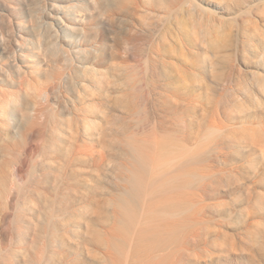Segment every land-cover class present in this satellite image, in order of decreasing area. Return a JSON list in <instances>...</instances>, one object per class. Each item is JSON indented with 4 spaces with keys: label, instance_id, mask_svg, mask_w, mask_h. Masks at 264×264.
Here are the masks:
<instances>
[{
    "label": "rangeland",
    "instance_id": "obj_1",
    "mask_svg": "<svg viewBox=\"0 0 264 264\" xmlns=\"http://www.w3.org/2000/svg\"><path fill=\"white\" fill-rule=\"evenodd\" d=\"M0 62V264H264V0H0Z\"/></svg>",
    "mask_w": 264,
    "mask_h": 264
},
{
    "label": "bare ground",
    "instance_id": "obj_2",
    "mask_svg": "<svg viewBox=\"0 0 264 264\" xmlns=\"http://www.w3.org/2000/svg\"><path fill=\"white\" fill-rule=\"evenodd\" d=\"M113 1H114V0H113ZM148 1H149V0H148ZM128 2H129V0H128ZM148 3H149V2H148ZM151 3H152V2H151ZM138 4H139V3H138ZM157 5H158V4H157ZM98 17H99V16H98ZM117 17H118V16H117ZM130 20H131V19H130ZM130 22H131V21H130ZM52 23H53V22H52ZM55 23H57V22H55ZM53 24H54V23H53ZM68 25H69V24H68ZM137 25H138V24H137ZM77 26H78V25H77ZM127 26H128V25H127ZM36 27H37V26H36ZM37 29H38V28H37ZM73 29H74V28H73ZM89 29H90V28H89ZM89 29H88V30H89ZM93 39H94V38H93ZM60 40H61V39H60ZM20 41H21V40H20ZM31 44H32V43H31ZM24 46H25V45H24ZM53 46H54V45H53ZM95 46H96V45H95ZM95 46H94V47H95ZM84 47H85V46H84ZM90 47H91V46L89 45V48H90ZM77 48H78V47H77ZM85 48H86V47H85ZM78 49H79V48H78ZM49 50H50L51 54H53V55H55V54H57V53L59 52V48H58L57 46H56V47H51ZM80 50H81V49H80ZM90 50H91V49H90ZM100 50H101V48H100ZM110 51H111V50H110ZM40 52H41V51H40ZM69 52H70V51H69ZM94 52H95V51H94ZM29 53H30V52H29ZM73 53H74V52H73ZM85 53H86V51H85ZM91 53H92V52H91ZM29 55H30V54H29ZM73 55H74V54H73ZM19 56H20V55H19ZM70 56H72V55H70ZM81 57H82V56H81ZM83 57H84V56H83ZM83 57H82V58H83ZM110 57H111V56H110ZM113 57H114V56H113ZM77 58H78V57H77ZM98 59H99V58H98ZM34 60H35V59H34ZM74 60H75V59H74ZM74 60H73V61H74ZM79 60H80V58H79ZM81 60H82V59H81ZM84 60H85V59H84ZM76 61H78V59H77ZM20 62H21V61H20ZM45 62H46V61H45ZM45 62H44V63H45ZM108 62H109V61H108ZM0 63H1V62H0ZM76 63H77V62H76ZM91 63H92V62H91ZM95 63H96V62H95ZM101 63H102V62H101ZM111 63H112V61H111ZM3 64H4V63H3ZM71 64H72V62H71ZM71 64H70V65H71ZM78 64H79V63H78ZM84 64H85V63H84ZM97 64H98V63H97ZM8 65H9V64H8ZM12 65H13V64H12ZM56 65H57V64H56ZM80 65H81V64H80ZM85 65H86V64H85ZM87 65H88V64H87ZM101 65H102V64H101ZM1 66H3V65H1ZM77 66H78V65H77ZM112 66H113V65H112ZM54 67H55V66H54ZM58 67H59V66H58ZM75 67H76V66H75ZM93 67H95V66L93 65ZM93 67H92V68H93ZM116 67H117V66H116ZM7 68H8V67H7ZM44 68H45V67H43L42 69H44ZM73 68H74V66H73ZM83 68H84V66H83ZM83 68H82V71H83ZM96 69H97V68H96ZM96 69H93V70H96ZM98 69H99V68H98ZM10 70H11V69H10ZM52 70H53V69H51V71H52ZM69 70H70V69H69ZM69 70H68V71H69ZM75 70H76V68H75ZM101 70H102V69H101ZM105 70H106V69H105ZM112 70H113V69H112ZM91 71H92V70H91ZM108 71H109V70H108ZM2 72H3V71H2ZM4 72H5V71H4ZM72 72H73V71H72ZM41 73H42V72H41ZM97 73H98V72H97ZM111 73H112V72H111ZM47 74H48V73H47ZM47 74H46V75H47ZM66 74H67V73H66ZM72 74H73V73H72ZM26 75H27V74H26ZM37 75H38V74H37ZM61 75H62V74H61ZM99 75H100V74H99ZM52 76H53V75H52ZM54 76H55V75H54ZM65 76H66V75H65ZM65 76H63V79H64ZM105 76H106V75H105ZM22 77H23V76H22ZM35 77H36V76H35ZM94 77H95V76H94ZM97 77H98V76H97ZM33 78H34V77H33ZM48 78H50V77H47L46 79H48ZM57 78H58V77H57ZM63 79L61 78V80H63ZM7 80H8V79H7ZM20 80H21V79H20ZM63 81H64V80H63ZM80 81H81V80H80ZM88 81H89V80H88ZM108 81H109V80H108ZM37 82H39V81H37ZM40 82H42V81H40ZM40 82H39V83H40ZM83 82H84V81H83ZM91 82H92V81H91ZM115 82H116V80H115ZM34 83H35V82H34ZM39 83H38V84H39ZM61 83H62V81H61ZM64 83H65V82H64ZM74 83H75V82H74ZM74 83H73V84H74ZM78 83H79V82H78ZM95 83H96V82H95ZM26 84H27V83H26ZM26 84H25V85H26ZM96 84H98V83H96ZM1 85H2V84H1ZM34 85H36V83H35ZM79 85H80V84H79ZM87 85H88V84H87ZM109 85H110V84H109ZM118 85H119V84H118ZM32 86H33V85H32ZM41 86H42V85H41ZM77 86H78V84H77ZM92 86H93V85H92ZM96 86H97V85H96ZM96 86H95V88H96ZM116 86H117V85H116ZM116 86H115V87H116ZM163 86H164V85H163ZM1 87H2V86H1ZM11 87H12V86H11ZM89 87H90V86H89ZM62 88H64V87H62ZM65 88H66V87H65ZM117 88H118V87H117ZM149 88H150V87H149ZM153 88H154V87H153ZM160 88H161V87H160ZM2 89H3V88H2ZM6 89H7V88H6ZM13 89H14V88H13ZM28 89H29V88H28ZM161 89H162V88H161ZM161 89H160V90H161ZM7 90H8V89H7ZM7 90H6V91H7ZM103 90H104V89H103ZM105 90H106V89H105ZM6 91H5V92H6ZM8 91H9V90H8ZM33 91H34V90H33ZM36 91H37V90H36ZM97 91H98V89H97ZM109 91H110V90H109ZM161 91H163V90H161ZM5 92H2V91H1L0 94H3V95H4ZM31 92H32V91H31ZM47 92H48V91H47ZM61 92H62V91H61ZM70 92H71V91H70ZM158 92H159V91H158ZM165 92H166V90H165ZM56 93H57V92H56ZM71 93H72V92H71ZM100 93H101V92H100ZM150 93H151V92H150ZM166 93H167V92H166ZM166 93H165V94H166ZM62 95H63V94H62ZM91 95H92V94H91ZM151 95H152V94H151ZM42 96H43V95H41V94H40V95H39V94H35L34 98H33L32 101H31V103L35 106V101H36L35 98L38 99V98H41ZM98 96H99V95H97V97H98ZM118 96H119V95H118ZM118 96H117V97H118ZM157 96H158V95H157ZM68 97H70V96H68ZM63 98H64V97H63ZM110 98H111V97H110ZM106 99H107V98H106ZM151 99H152V98H151ZM108 100H109V99H108ZM119 101H120V99H119ZM75 102H76V101H75ZM83 102H84V101H83ZM87 102H88V101H87ZM94 102H95V101H94ZM104 102H105V101H104ZM152 102H153V101H152ZM164 102H165V101H164ZM178 102H179V101H178ZM178 102H177V103H178ZM7 103H9V102H6V101L3 100V104L6 105V107H3V108H2V113H3V114H6V113H7V110H8L7 107H8V105H9V104H7ZM51 103H52V102H51ZM118 103H119V102H118ZM158 103H159V102H158ZM93 104H94V103H93ZM162 104H163V103H162ZM175 104H176V103H175ZM5 105H4V106H5ZM97 105H98V104H97ZM147 105H148V103H147ZM160 105H161V104H160ZM163 105H164V104H163ZM68 106H70V105L68 104ZM71 106H72V104H71ZM92 106H93V105H92ZM152 106H153V105H152ZM161 106H162V105H161ZM179 106H180V105H179ZM29 107H30V105H29V106H27V105L25 106V108H26V110H25V118H27V119H29V118H34V117H35V114H38V113H36L37 111H35V114H34V115H32L31 113H29V111H28V110L30 109ZM118 107H119V106H117V108H118ZM154 107H155V106H154ZM154 107H153V108H154ZM62 108H64V107H62ZM129 108H130V107H129ZM153 108H152V109H153ZM175 108H176V106H175ZM114 109H115V108H114ZM99 111H100V109H99ZM107 111H108V110H107ZM115 111H116V110H115ZM154 111H155V110H154ZM54 112L56 113V111H54ZM88 112H89V111H88ZM102 112H103V111H102ZM90 113H92V112H90ZM103 113H104V112H103ZM113 113H114V112H113ZM115 113H116V112H115ZM138 113H139V112H138ZM141 113H142V112H141ZM150 113H151V112H150ZM166 113H167V110H166ZM154 114H155V113H154ZM157 114H158V113H157ZM161 114H162V113H161ZM90 115H91V114H90ZM102 115H103V114H102ZM115 115H116V114H115ZM125 115H126V114H125ZM91 116H93V115H91ZM98 116H99V115H98ZM84 117H86V116H84ZM164 117H165V116H164ZM9 118H10V117H9ZM118 118H119V117H118ZM62 119H63V118H62ZM91 119H92V118H91ZM5 121H6V120H5ZM54 121H55V120H54ZM76 121H77V120H76ZM95 121H96V120H95ZM7 122H8V121H7ZM57 122H58V121H57ZM25 123H26V122H25ZM48 123H50V122H48ZM54 123H56V121H55ZM70 123H71V122H70ZM50 124H52V122H51ZM90 124H91V123H90ZM90 124H88V125H90ZM100 124H101V123H100ZM0 125H1V124H0ZM47 125H48V124H47ZM71 125H72V124H71ZM85 125H86V124H85ZM53 126L55 127V125H53ZM53 126H52V127H53ZM86 126H87V125H86ZM113 126H114V125H113ZM93 127H94V126H93ZM100 127H101V126H100ZM83 128H84V127H83ZM86 128H87L88 130L91 129V128H89L88 126H87ZM97 128H98V127H97ZM113 128H114V127H113ZM53 129H54V128H53ZM87 129H85V132H86V133H87V131H88ZM94 129H95V128H94ZM94 129H93V130H94ZM98 129H99V128H98ZM74 130H75V129H74ZM76 130H77V129H76ZM83 130H84V129H83ZM83 130H82V131H83ZM91 130H92V129H91ZM91 130H90V131H91ZM118 130H119V129H118ZM48 131H49V130H48ZM56 131H57V128H56ZM60 131H61V130H60ZM90 131H89V132H90ZM50 132H51V131H50ZM74 132H75V131H74ZM89 132H88V134H89ZM91 132H92V131H91ZM106 132H107V131H106ZM54 133H56V132H54ZM57 133H58V132H57ZM72 133H73V132H72ZM80 134H81V133H80ZM88 134H87V135H88ZM92 134H94V133H92ZM52 135H53V133H52ZM56 135H57V134H56ZM56 135H55V136H56ZM66 135H68V134H66ZM72 135H73V134H72ZM89 135H90V134H89ZM15 136H16V135H15ZM17 136H18V135H17ZM105 136H106V135H105ZM48 137H49V135H48ZM65 137H66V136H65ZM70 137H71V136H70ZM70 137H69V139H70ZM82 137H83V136H82ZM11 138H12V137H11ZM22 138H23V137H22ZM56 138H58V137H56ZM105 138H106V137H105ZM53 139H54V138H53ZM53 139H52V140H53ZM69 139H68V140H69ZM98 139H99V137H98ZM98 139H97V140H98ZM56 140H59V139H56ZM73 141H74V140H73ZM103 141H104V140H103ZM117 141H118V140H117ZM5 142H6V141H5ZM7 142H8V141H7ZM7 142H6V143H7ZM46 142H48V141H46ZM98 142H99V141H98ZM3 143H4V142H3ZM12 143H13V142H12ZM14 143H15V141H14ZM106 143H107V142H106ZM98 144H99V143H98ZM98 144H97V145H98ZM4 145H5V144H4ZM45 145H46V144H45ZM6 146H7V145H6ZM59 146H60V145H59ZM115 146H116V145H115ZM97 147H98V146H97ZM113 147H114V146H113ZM50 148H51V147H50ZM50 148H49V149H50ZM104 149H105V148H104ZM116 149H118V148H116ZM116 149H115V150H116ZM28 150H29V149H28ZM97 150L100 151L99 149H97ZM115 150H114V151H115ZM1 151H2V150H1ZM1 151H0V152H1ZM47 151H48V150H47ZM58 151H59V149H58ZM4 152H5V151H4ZM100 152H101V151H100ZM17 153H18V152H17ZM19 153H20V152H19ZM47 153H48V152H47ZM79 153H80V152H79ZM94 153H95V152H94ZM98 153H99V152H98ZM28 154H29V153H28ZM99 154H100V153H99ZM2 155H3V153H2ZM71 156H72V155H71ZM10 157H11V156H10ZM46 157H48V156H46ZM11 158H12V157H11ZM83 159H84V158H83ZM83 159H82V160H83ZM16 160H17V159H16ZM58 160H59V159H58ZM8 161H9V160H8ZM145 161H146V160H145ZM30 162H31V161H30ZM30 162H29V163H30ZM56 162H57V161H56ZM108 162H109V160H108ZM115 162H116V161H115ZM58 163H59V162H58ZM113 163H114V161H113ZM48 165H49V164H48ZM67 165H68V164H67ZM76 165H77V164H76ZM107 165H108V164H107ZM114 165H115V164H114ZM145 165H146V163H145ZM147 165H148V164H147ZM86 166H87V165H86ZM96 166H97V165H96ZM149 166H150V164H149ZM149 166H148V167H149ZM22 167H23V166H22ZM57 167H58V166H57ZM69 167H70V166H69ZM144 167H146V166H144ZM10 168H11V167H10ZM74 168H75V167H74ZM15 169H16V168H15ZM47 169H48V168H47ZM90 169H91V167H90ZM112 169H113V168H112ZM55 170H56V169H55ZM116 170H117V169H116ZM148 170H149V169H148ZM47 171H48V170H47ZM75 171H76V170H75ZM85 171H87V170H85ZM105 171H106V170H105ZM107 171H108V170H107ZM109 171H110V170H109ZM143 171H144V170H143ZM15 172H16V171H15ZM15 172H13V173H15ZM55 172H56V171H55ZM58 173H59V172H58ZM67 173H68V172H67ZM67 173H66V175H67ZM70 173H71V172H70ZM89 173H90V172H89ZM89 173H88V174H89ZM104 173H105V172H104ZM111 173H112V172H111ZM56 174H57V173H56ZM75 175H76V174H75ZM75 177H76V176H75ZM75 177H74V178H75ZM114 177H117V176H114ZM138 177H139V176H138ZM7 178H8V177H7ZM7 178H6V179H7ZM128 178H129V177H128ZM128 178H127V179H128ZM3 179H5L4 176H3ZM77 179H79V178H77ZM48 180H50V179H48ZM48 180H47V181H48ZM55 180H56V179H55ZM75 180H76V179H75ZM106 180H107V179H106ZM152 180H153V179H152ZM8 181H9V180H8ZM37 181H38V180H37ZM79 181H80V180H79ZM79 181H78V182H79ZM132 181H133V180H132ZM140 181H141V180H140ZM41 182H42V181H41ZM74 182H76V181H74ZM137 182H138V181H137ZM149 182H150V181H149ZM149 182H148V183H149ZM79 183H80V182H79ZM115 183H116V182H115ZM115 183H114V185H116ZM131 183H132V182H131ZM6 184H7V183H6ZM10 184H11V183H10ZM10 184H9V185H10ZM17 184H18V183H17ZM49 184H50V183H49ZM77 184H78V183H77ZM24 185H25V184H24ZM53 185H55V184H53ZM104 185H105V184H104ZM51 186H52V185H51ZM74 186H75V185H74ZM76 186H77V185H76ZM148 186H149V184H148ZM152 186H153V185H152ZM5 187H7V186H5ZM5 187H4V188H5ZM25 187H26V186H25ZM37 187H38V186H37ZM42 187H43V186H42ZM104 187H106V186H104ZM114 187H115V186H114ZM149 187H150V186H149ZM52 188H53V187H52ZM75 188H76V187H75ZM77 188H78V187H77ZM17 189H18V188H17ZM28 189H30V188H28ZM36 189H37V188H36ZM39 189H40V188H39ZM58 189H59V188H58ZM24 190H25V188H24ZM54 190H55V188H54ZM89 190H90V189H89ZM160 190H161V189H160ZM9 191H10V190H9ZM21 191H22V190H21ZM29 191H30V190H29ZM65 191H66V190H65ZM105 191H106V189H105ZM105 191H104V192H105ZM2 192H3V191H2ZM24 192H25V191H24ZM45 192H46V191H45ZM74 192H75V190H74ZM104 192H103V193H104ZM108 192H109V191H108ZM5 193H6V192H5ZM8 193H9V192H8ZM12 193H13V192H12ZM21 193H23V192H21ZM21 193H20V194H21ZM48 193H49V192H48ZM80 193H81V192H80ZM92 193H93V192H92ZM101 193H102V192H101ZM105 193H106V192H105ZM157 193H158V192H157ZM14 194H15V193H13V196H14ZM43 194H46V193H43ZM51 194H52V193H50V195H51ZM85 194H86V193H85ZM112 194H113V193H112ZM112 194H111V195H112ZM118 194H119V193H118ZM24 195H25V194H24ZM30 195H31V194H30ZM47 195H48V194H47ZM50 195H49V196H50ZM66 195H67V194H66ZM74 195H75V194H74ZM79 195H82V194H79ZM89 195H90V193H89ZM100 195H101V194H100ZM148 195H149V194H147V196H148ZM7 196H8V195H7ZM26 196H27V195H26ZM34 196H36V194H35ZM34 196H32V197H34ZM43 196H44V195H43ZM67 196H68V195H67ZM64 197H65V196H64ZM68 197H69V196H68ZM75 197H76V196H75ZM4 198H5V197H4ZM6 198H8V197H6ZM21 198H22V197H21ZM25 198H26V197H25ZM51 198H52V197H51ZM79 198H80V197H79ZM82 198H83V197H82ZM114 198H115V197H114ZM117 198H118V197H117ZM2 199H3V197H2ZM36 199H37V198H36ZM60 199H61V198H60ZM63 199H64V198H63ZM84 199H85V198H84ZM3 200H4V199H3ZM24 200H26V199H24ZM34 200H35V199H34ZM64 200H65V199H64ZM82 200H83V199H82ZM96 200H97V199H96ZM46 201H47V200H46ZM59 201H60V200H59ZM121 201L123 202V200H121ZM9 202H10V201H9ZM32 202H33V201H32ZM35 202H36V201H35ZM38 202H39V201H37L36 203H38ZM64 202H65V201H64ZM66 202H67V201H66ZM75 202H76V201H75ZM98 202H99V201H98ZM107 202H108V200H107ZM122 202H121V203H122ZM2 203H3V202H2ZM24 203H25V202H24ZM36 203H35V204H36ZM58 203H59V202H58ZM84 203H85V202H84ZM121 203H120V204H121ZM38 204H40V203H38ZM110 204H114V203L110 202ZM110 204H109V205H110ZM117 204H118V202H117ZM123 204H124V202H123ZM0 205H1V204H0ZM55 205H56V204H55ZM57 205H58V204H57ZM22 206H23V205H22ZM34 206H35V205H34ZM58 206H59V205H58ZM107 206H108V204H107ZM43 207H44V206H43ZM96 207H97V206H96ZM98 207H99V206H98ZM98 207H97V208H98ZM108 207H111V205L108 206ZM113 207H114V206H113ZM20 208H21V207H20ZM58 208H59V207H58ZM89 208H90V207H89ZM28 209H29V206H28ZM46 209H47V208H46ZM54 209H55V208H54ZM60 209H61V207H60ZM62 209H63V208H62ZM64 209H65V208H64ZM71 209L73 210V208H71ZM74 209H75V208H74ZM92 209H93V208H92ZM100 209H101V208H100ZM15 210H16V209H15ZM94 210H95V209H94ZM96 210H97V209H96ZM42 211H43V209H42ZM63 211H64V210H63ZM88 211H89V210H88ZM107 211H108V210H107ZM114 211H115V210H114ZM48 212H49V211H48ZM48 212H47V213H48ZM61 212H62V211H61ZM90 212H91V211H90ZM62 213H63V212H62ZM106 213H107V212H106ZM8 214H9V213H8ZM67 214H68V213H67ZM23 215H24V214H23ZM52 215H53V213H52ZM73 215H74V214H73ZM19 216H20V215H19ZM60 216H61V215H60ZM65 216H66V215H65ZM45 217H46V215H45ZM52 217H55V216L53 215ZM52 217H51V219H52ZM69 217H71V216H69ZM106 217H107V216H106ZM56 218H57V217H56ZM59 218H61V217H59ZM65 218H66V217H65ZM98 218H99V217H98ZM113 218H115V216H114ZM0 219H1V218H0ZM14 219H15V218H14ZM53 219H54V218H53ZM43 220H44V219H43ZM67 220H68V219H67ZM99 220H100V219H99ZM50 221H51V220H50ZM65 221H66V220H65ZM106 221H108V220H106ZM24 222H26V221H24ZM66 222H67V221H66ZM35 223H36V222H35ZM54 223H55V222H54ZM44 224H45V223H44ZM50 224H51V223H50ZM50 224H49V225H50ZM13 225H14V224H13ZM54 225H55V224H54ZM88 226H89V225H88ZM54 228H55V227H54ZM88 228H89V227H88ZM88 228H87V229H88ZM20 229H21V228H20ZM20 229H19V230H20ZM55 229H56V228H55ZM25 230H26V229H25ZM43 230H44V229H43ZM63 230H64V229H63ZM80 230H81V229H80ZM100 231H101V230H100ZM24 232H25V231H24ZM92 232H93V231H92ZM43 234H44V233H43ZM89 234H90V233H89ZM92 234L94 235V233H92ZM45 235H46V233H45ZM47 235H49V234H47ZM52 235H54V234L52 233ZM85 236H86V235H85ZM16 237H17V236H16ZM19 237H20V236H19ZM21 237L23 238V236H21ZM21 237H20V238H21ZM27 237H28V236H27ZM43 237H44V235H43ZM51 237H52V236H51ZM51 237H50V238H51ZM61 237H62V236H61ZM22 238H21V239H22ZM45 238H46V237H45ZM88 238H89V237H88ZM88 238H86V239H88ZM63 239H64V238H63ZM89 239H90V238H89ZM11 240H12V239H11ZM24 240H25V238H24ZM44 240H46V239H44ZM19 242H20V241H19ZM24 242H25V241H24ZM46 242H47V241H46ZM46 242H45V243H46ZM65 242H66V239H65ZM76 242H77V241H76ZM79 242L81 243L80 240H79ZM14 243H15V242H14ZM12 244H13V243H12ZM12 244H11V245H12ZM15 244H16V243H15ZM17 244H18V243H17ZM25 244H26V243H25ZM18 245H19V244H18ZM43 245H44V244H43ZM46 245H47V244H46ZM12 246H13V245H12ZM12 246H11V247H12ZM21 246H22V245H21ZM52 246H53V245H52ZM59 246H60V245H59ZM85 246H86V245H85ZM17 247H18V246H17ZM43 247H44V246H43ZM72 247H73V246H72ZM83 247H84V246H83ZM5 248H6V247H5ZM19 248H20V247H19ZM57 248H58V247H57ZM57 248H56V249H57ZM59 248H62V247H59ZM59 248H58V249H59ZM76 248H77V247H76ZM262 249H263V248H262ZM14 250H16V249L14 248ZM47 250H48V249H47ZM47 250H46V251H47ZM52 250H53V249H52ZM60 250H61V249H60ZM4 251H6V250H4ZM42 251L44 252V250H42ZM79 251H80V250H79ZM15 252H16V251H15ZM44 253H46V252H44ZM44 253H42V256H43ZM47 253H48V252H47ZM47 253H46V254H47ZM60 253H61V252H59V254H60ZM0 254H2V252H1ZM25 254H26V253H25ZM38 254H39V253H38ZM52 254H53V253H52ZM4 255H5V254H4ZM253 255H254V254H253ZM42 256H41V257H42ZM39 257H40V255H39ZM41 257H40V260H42ZM44 257H46V255H45ZM76 257H77V256H76ZM2 259H3V258H2ZM35 259H36V258H35ZM38 259H39V258H38ZM12 260H13V259H12ZM25 260H26V259H25ZM25 260H24V261H25ZM79 260H80V259H79ZM32 261H33V260H32ZM43 261H45V258H44ZM43 261H42V262H43ZM79 262H80V261H79ZM11 264H12V263H11Z\"/></svg>",
    "mask_w": 264,
    "mask_h": 264
}]
</instances>
